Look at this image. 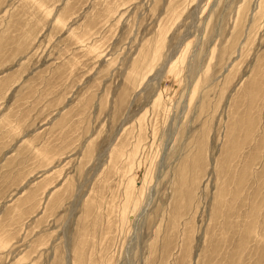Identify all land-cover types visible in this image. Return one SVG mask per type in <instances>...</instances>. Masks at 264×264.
Returning a JSON list of instances; mask_svg holds the SVG:
<instances>
[{"label": "rangeland", "instance_id": "1", "mask_svg": "<svg viewBox=\"0 0 264 264\" xmlns=\"http://www.w3.org/2000/svg\"><path fill=\"white\" fill-rule=\"evenodd\" d=\"M0 264H264V0H0Z\"/></svg>", "mask_w": 264, "mask_h": 264}, {"label": "bare ground", "instance_id": "2", "mask_svg": "<svg viewBox=\"0 0 264 264\" xmlns=\"http://www.w3.org/2000/svg\"><path fill=\"white\" fill-rule=\"evenodd\" d=\"M173 69V68H172Z\"/></svg>", "mask_w": 264, "mask_h": 264}]
</instances>
